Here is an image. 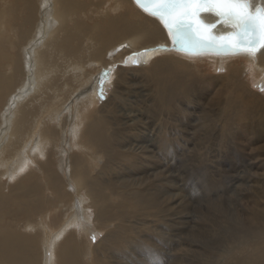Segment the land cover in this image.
Listing matches in <instances>:
<instances>
[{"label":"bare ground","instance_id":"bare-ground-1","mask_svg":"<svg viewBox=\"0 0 264 264\" xmlns=\"http://www.w3.org/2000/svg\"><path fill=\"white\" fill-rule=\"evenodd\" d=\"M249 1L264 8V0ZM172 49L160 23L132 0H0V264H139L138 254L141 264L154 260L137 232L129 246L121 238L132 214L164 211L155 202L159 186L148 183L162 170L151 163L152 151L129 143L138 144L146 119L173 137L167 155L192 156L209 133L206 123L213 131L239 126V143L263 139L264 99L251 84L264 83V50L241 54L249 64L189 56L225 61L228 74L213 77L202 64L168 57ZM127 59L151 62L128 68ZM105 73L111 94L98 104ZM126 96L128 112L120 103ZM261 215L249 220L243 247L228 251L249 246L250 253L225 264H264ZM88 220L103 233L96 244Z\"/></svg>","mask_w":264,"mask_h":264},{"label":"rangeland","instance_id":"rangeland-1","mask_svg":"<svg viewBox=\"0 0 264 264\" xmlns=\"http://www.w3.org/2000/svg\"><path fill=\"white\" fill-rule=\"evenodd\" d=\"M166 54L168 57L179 55L184 60L199 63V66L202 64L213 77L228 74L225 61L213 64L211 56H206L209 59L204 62L198 61L201 57L184 56L173 49ZM160 55L162 54L156 53L152 57ZM126 56L129 59V55ZM242 56L244 55L221 59L250 62L246 56ZM128 59L124 63L128 68L147 67L151 62V59L140 60L139 64L133 65L132 61L130 62L132 64H129ZM206 76L204 75V78ZM25 81L21 84L24 85ZM107 81L103 79L98 86H108L103 93L98 92V104L105 102L111 94V87ZM254 83L251 84L254 87L253 90L258 91L259 94L262 93L264 99V83ZM130 99L133 100L131 97ZM120 103L124 105L127 112L131 110V107L127 106V96L122 98ZM189 119L191 122L194 117ZM149 122L150 120L146 119L143 123L146 129L144 133L134 131L137 137H141L137 140L138 144H135L134 140H130L129 143L135 147H140L141 144L145 148L142 151H152L153 154H148L151 163H156L158 170H162L158 182L151 177L148 183L150 189L154 185L159 186L158 190L153 191L156 194L155 202L157 205L161 204L164 216L157 213L150 215L152 211L146 212L144 217H136L137 215L132 214V217L128 219L130 226L127 229L123 228L121 238L128 243L129 237H132V242L135 243L136 232L143 237V240L152 247L148 254L155 256L154 260L145 264H225L233 263L249 254V246H245L242 251L234 252L243 240L241 236L247 232L246 226L250 224L249 220L261 215L264 211V135L263 139L255 142L246 140L239 143L243 137L239 139L240 141L233 137V130L240 131L239 126L232 123L223 131H213L209 123H206L209 130L208 137L200 136L198 147L192 156L183 154L181 151L167 155L164 150L167 143L174 145L173 142H169L173 137L170 138L164 126L161 128L164 135L160 136L162 130L158 128V123L155 121L154 128V120ZM191 125H193L192 122ZM217 136L223 138L221 143H218ZM189 142L194 144L193 140ZM144 174L148 176L151 172L146 169ZM242 182L244 184H239ZM46 195L48 196L49 193L47 192ZM260 222L261 225L257 227L262 228L264 220ZM86 224L92 225V227H86L87 235L95 234L93 241L95 244L98 243L103 233L100 231L94 233L93 221L88 220ZM135 227H139L141 232L139 228L136 231ZM132 247L135 250L136 245L133 244ZM242 247L243 244L240 248ZM228 251L234 252L228 254ZM108 253L112 255V252L108 251ZM137 256V262L143 263V256L141 254Z\"/></svg>","mask_w":264,"mask_h":264},{"label":"snow or ice","instance_id":"snow-or-ice-1","mask_svg":"<svg viewBox=\"0 0 264 264\" xmlns=\"http://www.w3.org/2000/svg\"><path fill=\"white\" fill-rule=\"evenodd\" d=\"M134 3L158 20L173 44L189 54H197L199 49H212L225 54L255 55L264 49V8L252 12L247 0H134ZM201 13L213 14L234 32L219 38L212 36L210 33L215 25L204 24ZM132 63L136 65L139 61Z\"/></svg>","mask_w":264,"mask_h":264},{"label":"water","instance_id":"water-1","mask_svg":"<svg viewBox=\"0 0 264 264\" xmlns=\"http://www.w3.org/2000/svg\"><path fill=\"white\" fill-rule=\"evenodd\" d=\"M132 2L134 3V0H132ZM247 2L249 3V5H250V10H251L252 12H255V10H256L257 8H262L259 4H256V5L252 6V4L250 3L249 0H247ZM134 4H135V3H134ZM135 6H136L137 8H139L136 4H135ZM139 9H140V8H139ZM140 10H141V9H140ZM141 11H142V10H141ZM142 12H143V11H142ZM204 15H211V16L214 17V20H213L212 22H206V21L204 20V18H203ZM200 19H201V21H202L204 24H206V25H213V24L215 25V27L212 28L210 34H211L212 36L216 37V38H219V37H221V36H223V35H228V34H231V33L234 32V29H233V28H231V27H229V26H226L225 24L219 22V21H218V18H217L216 16H214L213 14H211V13H201V15H200ZM157 21H158V20H157ZM158 22H159V21H158ZM159 23H160V22H159ZM160 25L162 26V24H160ZM218 27L227 28L228 30L223 31V32H217V28H218ZM162 28H163V26H162ZM163 29H164V28H163ZM164 30H165V29H164ZM165 31H166V30H165ZM166 33L168 34L167 31H166ZM168 37H169V40H170V43H171V45H172L173 50L176 51V52H178V53H182V54H184V55H187V56L216 55V56H229V57H231V56H237V55H241V54L250 55V54L245 53V52H238V53H236V54H225V53H223V52H218V51H216V50H212V49H199V50H197V54H189L188 52L181 51L178 45H174L172 39H171L170 36H169V34H168ZM262 50H264V49H260L259 51H257L256 54H258V53L261 52ZM256 54H255V55H256ZM255 55H251V56H255Z\"/></svg>","mask_w":264,"mask_h":264}]
</instances>
